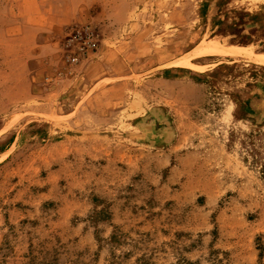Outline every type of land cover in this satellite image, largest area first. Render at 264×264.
<instances>
[{
  "label": "rangeland",
  "instance_id": "1",
  "mask_svg": "<svg viewBox=\"0 0 264 264\" xmlns=\"http://www.w3.org/2000/svg\"><path fill=\"white\" fill-rule=\"evenodd\" d=\"M0 264H264V0H0Z\"/></svg>",
  "mask_w": 264,
  "mask_h": 264
}]
</instances>
